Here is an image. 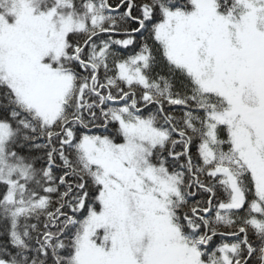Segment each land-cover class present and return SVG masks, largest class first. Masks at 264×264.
<instances>
[{
  "label": "snow or ice",
  "instance_id": "1",
  "mask_svg": "<svg viewBox=\"0 0 264 264\" xmlns=\"http://www.w3.org/2000/svg\"><path fill=\"white\" fill-rule=\"evenodd\" d=\"M0 264H264V0H0Z\"/></svg>",
  "mask_w": 264,
  "mask_h": 264
}]
</instances>
